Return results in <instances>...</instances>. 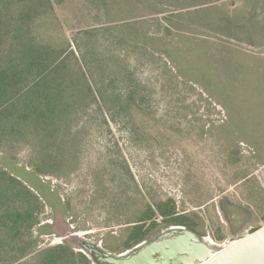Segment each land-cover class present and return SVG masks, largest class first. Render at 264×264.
<instances>
[{
    "label": "rangeland",
    "instance_id": "rangeland-1",
    "mask_svg": "<svg viewBox=\"0 0 264 264\" xmlns=\"http://www.w3.org/2000/svg\"><path fill=\"white\" fill-rule=\"evenodd\" d=\"M183 4L178 17L146 0H0V49L21 25L32 36L41 24L45 40L57 24L108 95L73 123L70 172L36 174L29 144L0 143V171L47 196L18 240L35 253L17 264L61 244L81 254L66 234L123 253L137 245L126 224L155 202L172 201L215 248L264 225V0ZM156 223L148 239L177 226Z\"/></svg>",
    "mask_w": 264,
    "mask_h": 264
},
{
    "label": "trees",
    "instance_id": "trees-1",
    "mask_svg": "<svg viewBox=\"0 0 264 264\" xmlns=\"http://www.w3.org/2000/svg\"><path fill=\"white\" fill-rule=\"evenodd\" d=\"M184 1L146 0V5L152 15H162L170 8L179 17L193 8L185 6ZM40 25L32 26V36L21 25L7 48L0 49V143L26 142L34 154V173L51 175L55 170L70 172L76 166L80 132L73 123L97 101L96 96L106 105L108 95L91 78L86 57L78 61L57 24L45 40L38 34ZM31 188L39 193L36 186ZM40 199H47L44 192L37 196L21 180L0 171L3 264H17L35 253L32 247L21 249L18 240L36 225L34 215ZM157 218L192 230L187 218L175 212L172 201L155 202L147 204L140 217L126 224H132L127 246L148 239L157 227ZM33 260V264L89 263L84 255L62 244L37 252Z\"/></svg>",
    "mask_w": 264,
    "mask_h": 264
},
{
    "label": "water",
    "instance_id": "water-1",
    "mask_svg": "<svg viewBox=\"0 0 264 264\" xmlns=\"http://www.w3.org/2000/svg\"><path fill=\"white\" fill-rule=\"evenodd\" d=\"M66 234L91 264H264V225L222 248L180 226L115 254L99 243Z\"/></svg>",
    "mask_w": 264,
    "mask_h": 264
},
{
    "label": "flooded vegetation",
    "instance_id": "flooded-vegetation-1",
    "mask_svg": "<svg viewBox=\"0 0 264 264\" xmlns=\"http://www.w3.org/2000/svg\"><path fill=\"white\" fill-rule=\"evenodd\" d=\"M193 232V231H192ZM195 233V232H194Z\"/></svg>",
    "mask_w": 264,
    "mask_h": 264
}]
</instances>
